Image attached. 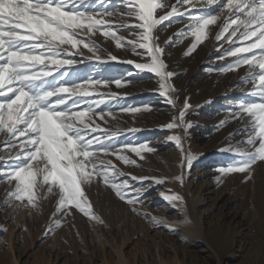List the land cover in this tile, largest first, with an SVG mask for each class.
Returning <instances> with one entry per match:
<instances>
[{
    "label": "rangeland",
    "instance_id": "1",
    "mask_svg": "<svg viewBox=\"0 0 264 264\" xmlns=\"http://www.w3.org/2000/svg\"><path fill=\"white\" fill-rule=\"evenodd\" d=\"M119 263L264 264V0H0V264Z\"/></svg>",
    "mask_w": 264,
    "mask_h": 264
},
{
    "label": "bare ground",
    "instance_id": "2",
    "mask_svg": "<svg viewBox=\"0 0 264 264\" xmlns=\"http://www.w3.org/2000/svg\"><path fill=\"white\" fill-rule=\"evenodd\" d=\"M174 187L178 190H180V188L182 187V185H181V183L180 182H176L175 184H174ZM17 213V212H16ZM18 218V217H17ZM194 231H195V229H194ZM213 232H215V230H212ZM116 252L118 253V257H121L122 255H121V253H120V251L117 249L116 250ZM119 264H121V263H119ZM160 264H162V263H160Z\"/></svg>",
    "mask_w": 264,
    "mask_h": 264
}]
</instances>
